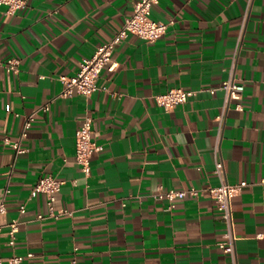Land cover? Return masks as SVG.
I'll use <instances>...</instances> for the list:
<instances>
[{"label":"crops","instance_id":"crops-1","mask_svg":"<svg viewBox=\"0 0 264 264\" xmlns=\"http://www.w3.org/2000/svg\"><path fill=\"white\" fill-rule=\"evenodd\" d=\"M136 1L27 0L15 13L0 6V59L19 60L17 72L0 68L3 264L13 254L24 264H232L218 246L221 213L205 191L220 183L217 158L229 183H248L232 200L237 263L264 264V0H159L152 16L173 21L166 34L152 43L128 35L93 95L59 97L60 76L76 74ZM230 77L245 85L241 109L208 90ZM174 87L196 93L166 111L155 96ZM46 103L17 154L4 138L18 140ZM87 114L102 146L89 176L76 162ZM49 175L64 181L54 207L69 213L58 217L34 192ZM160 187L201 193L170 202L156 199Z\"/></svg>","mask_w":264,"mask_h":264},{"label":"built area","instance_id":"built-area-1","mask_svg":"<svg viewBox=\"0 0 264 264\" xmlns=\"http://www.w3.org/2000/svg\"><path fill=\"white\" fill-rule=\"evenodd\" d=\"M251 1V0H250ZM159 0H137L134 4L133 13L126 17L122 27L117 33L107 42L100 44L92 54V56L81 60L79 70L76 74L68 76L61 75L60 81L63 84V89L59 94V97H73L76 94L85 95L90 97L98 90V79L101 72L104 69L113 71L117 68L118 63L113 60V54L116 47L124 40L128 35H137L148 42H155L157 39L166 34L169 25L173 21H161L152 16V8L157 5ZM0 6H5L8 13H15L24 9L27 6V0H0ZM6 67L10 71L17 72L19 70V60L16 58L9 59L7 62H3L0 59V68ZM222 90L225 93V100L236 101V108L241 109L240 101L243 98L245 85L241 82L230 77L223 81L218 87H212L208 90L215 93L216 90ZM196 91L187 90L183 87H174L168 91L155 96L159 106L166 111H171L176 106L186 103L190 97H192ZM50 104L46 103L39 107L36 111L27 116L24 124L23 133L18 140H12L10 137L4 138V143L11 145L15 148L16 153H22L25 150L22 148V141L28 136V131L32 127L35 120V115L39 110L48 111ZM220 122H222L223 114L218 116ZM102 146L98 144L94 138L93 129V117L87 114L82 125L76 134V162L80 165L82 172L89 176L91 173V160L93 155L100 151ZM215 174L219 177L220 183L217 186L208 187L205 191L214 200L217 209L221 213L222 221L224 224V232L222 239L218 242V246L221 251L228 255L232 264L237 263L236 253V237L234 231V220L232 213V200L235 196L239 195L246 186L247 181H241L239 183H229L225 176L224 163L221 159L217 158L215 161ZM64 181L58 180L55 177L42 176L38 180L34 192H43L48 197V204L50 208L49 216L58 217L61 214L69 213L68 211L57 212L54 207L56 200V193L61 189ZM201 193L200 189L188 188V189H163L159 188L155 197L158 200H168L173 202L177 199H184L186 197H198ZM3 204L0 205V212L4 211ZM25 206L20 207V212L24 213ZM39 219L45 218L44 215H38ZM21 222L14 220L9 225L10 240L9 245H15L16 233L19 231ZM259 236H262L259 234ZM29 253L27 256H31ZM25 255L13 254L7 258L8 264H24ZM4 263V258L0 257V264ZM72 264H78L74 259Z\"/></svg>","mask_w":264,"mask_h":264}]
</instances>
